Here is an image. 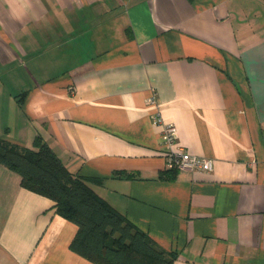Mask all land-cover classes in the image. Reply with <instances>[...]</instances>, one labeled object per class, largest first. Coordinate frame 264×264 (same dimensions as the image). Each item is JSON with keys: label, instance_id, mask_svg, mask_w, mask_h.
<instances>
[{"label": "crops", "instance_id": "0c3cea01", "mask_svg": "<svg viewBox=\"0 0 264 264\" xmlns=\"http://www.w3.org/2000/svg\"><path fill=\"white\" fill-rule=\"evenodd\" d=\"M152 92L212 171L161 177ZM37 136L173 264H264V0H0V137ZM53 204L0 163V264H97Z\"/></svg>", "mask_w": 264, "mask_h": 264}, {"label": "trees", "instance_id": "16d2710c", "mask_svg": "<svg viewBox=\"0 0 264 264\" xmlns=\"http://www.w3.org/2000/svg\"><path fill=\"white\" fill-rule=\"evenodd\" d=\"M26 92L19 95L22 102ZM0 163L21 176V185L54 201L53 207L77 225L71 249L97 264H173L177 252L157 244L97 194L88 178L68 170L41 136L33 147L0 137ZM176 168L161 171L173 179Z\"/></svg>", "mask_w": 264, "mask_h": 264}, {"label": "built area", "instance_id": "2783aa9c", "mask_svg": "<svg viewBox=\"0 0 264 264\" xmlns=\"http://www.w3.org/2000/svg\"><path fill=\"white\" fill-rule=\"evenodd\" d=\"M148 105L153 108L152 118L155 122H163L159 111V102L156 98V93L152 94L147 99ZM162 129V149L165 152L170 168L182 170H203L212 171L213 159L205 156H198L185 151L181 146L174 148V143L177 139V130L172 122H163Z\"/></svg>", "mask_w": 264, "mask_h": 264}]
</instances>
